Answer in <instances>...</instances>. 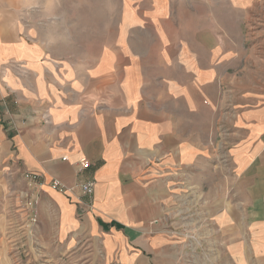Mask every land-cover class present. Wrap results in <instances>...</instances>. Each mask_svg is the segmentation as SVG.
Segmentation results:
<instances>
[{
    "label": "crops",
    "instance_id": "crops-1",
    "mask_svg": "<svg viewBox=\"0 0 264 264\" xmlns=\"http://www.w3.org/2000/svg\"><path fill=\"white\" fill-rule=\"evenodd\" d=\"M138 2L75 62L27 23L42 0H0V264H183L213 237L264 264V0Z\"/></svg>",
    "mask_w": 264,
    "mask_h": 264
},
{
    "label": "rangeland",
    "instance_id": "rangeland-1",
    "mask_svg": "<svg viewBox=\"0 0 264 264\" xmlns=\"http://www.w3.org/2000/svg\"><path fill=\"white\" fill-rule=\"evenodd\" d=\"M140 6L142 10L147 4L143 2ZM39 8L40 16L34 17L27 23L36 31L37 39L45 44L49 51L48 56L54 59L84 62L90 60L96 51L118 34L124 25L129 22L134 24L137 21V17L129 13L139 10V2L138 0H42ZM26 185L30 188L28 183ZM197 228L199 227L196 226L195 229ZM208 231L213 235L214 227L205 228V232L200 227L197 235L207 234ZM213 239L207 238L201 241L199 238L195 249L191 247L183 252V264H230L228 258L226 259L224 246ZM85 263L86 260L81 256L66 260V264ZM16 264L49 263H45L42 259L30 261L23 254L16 260Z\"/></svg>",
    "mask_w": 264,
    "mask_h": 264
},
{
    "label": "built area",
    "instance_id": "built-area-1",
    "mask_svg": "<svg viewBox=\"0 0 264 264\" xmlns=\"http://www.w3.org/2000/svg\"><path fill=\"white\" fill-rule=\"evenodd\" d=\"M24 178L27 181L30 188H34L37 190V188H40L43 184V177L40 174L36 173H25ZM95 185L96 183L94 181H88V182H80L74 186H66L58 181H52L50 184V187L57 191L58 193H61L63 195H68L69 197L75 193L76 191H79L83 196L86 197H92L95 191ZM38 203V197L37 195H31L29 197V200L27 202L28 207L34 211L36 205ZM35 213V212H34Z\"/></svg>",
    "mask_w": 264,
    "mask_h": 264
}]
</instances>
